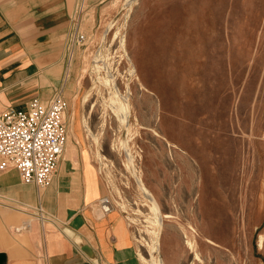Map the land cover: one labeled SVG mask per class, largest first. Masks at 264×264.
<instances>
[{"label": "rangeland", "instance_id": "1", "mask_svg": "<svg viewBox=\"0 0 264 264\" xmlns=\"http://www.w3.org/2000/svg\"><path fill=\"white\" fill-rule=\"evenodd\" d=\"M99 13L65 113L66 140L98 173L99 213L107 199L124 216L142 264L153 243L162 264H264V0H106Z\"/></svg>", "mask_w": 264, "mask_h": 264}, {"label": "crops", "instance_id": "2", "mask_svg": "<svg viewBox=\"0 0 264 264\" xmlns=\"http://www.w3.org/2000/svg\"><path fill=\"white\" fill-rule=\"evenodd\" d=\"M104 2L0 0V113L56 92L69 103L65 41L93 30ZM64 148L44 189L23 183L14 168L0 173V264H142L124 216L99 213L102 187L89 152L72 137ZM38 204L48 218L18 209Z\"/></svg>", "mask_w": 264, "mask_h": 264}, {"label": "built area", "instance_id": "3", "mask_svg": "<svg viewBox=\"0 0 264 264\" xmlns=\"http://www.w3.org/2000/svg\"><path fill=\"white\" fill-rule=\"evenodd\" d=\"M72 20L78 21L76 16H72ZM65 42L64 59L69 75L77 48L85 52L96 44L93 34L78 31L70 34ZM67 109L68 101L56 92L47 102L34 98L26 109L7 108L2 111L0 172L14 168L23 183L46 188L54 177L68 136ZM99 207L102 213L110 211L107 199H103ZM37 210V213L42 212L41 208Z\"/></svg>", "mask_w": 264, "mask_h": 264}, {"label": "bare ground", "instance_id": "4", "mask_svg": "<svg viewBox=\"0 0 264 264\" xmlns=\"http://www.w3.org/2000/svg\"><path fill=\"white\" fill-rule=\"evenodd\" d=\"M133 1H136V0H133ZM131 4H132V2H131ZM130 5V4H129ZM128 7V6H127ZM130 9V8H129ZM123 39H124V37H123ZM97 60V59H96ZM108 81H109V79H108ZM104 83L106 84V78H104ZM93 86H94V84H93ZM92 87V86H91ZM89 90L90 89H87L86 91H85V93L83 94V96H82V102L81 103H83L84 101H86L87 99H88V95H89ZM115 90V89H114ZM112 93H114V92H112ZM120 94V93H119ZM118 94V95H119ZM117 95V93L115 94V95H112V97H111V95H110V97H111V100H112V102H109L110 103V105H111V107L113 108V111L115 110L116 112H120L119 113V118H120V121H122V122H124L125 121V119H127L128 117H127V111L128 110H126V109H128V108H126V106H127V104H126V100H124V98L123 97H120V95L118 96ZM127 96V95H126ZM125 96V97H126ZM110 105H109V107H110ZM71 109H72V106H71ZM70 109V120L72 119V114H73V110H71ZM129 115V114H128ZM139 120V119H138ZM137 120V121H138ZM122 122L120 123L121 125H122ZM83 124H84V122H83ZM137 124V123H136ZM128 125V124H127ZM84 128H87V130H88V133L89 134H91V135H93L92 133H91V130H90V128H89V126L87 125V127H84ZM127 129V128H126ZM125 130V129H124ZM128 130V129H127ZM126 131H124V133H125ZM127 133V132H126ZM124 135V134H123ZM94 136V135H93ZM125 136V135H124ZM95 137V136H94ZM126 137V136H125ZM129 137V136H128ZM127 137V139H129ZM124 139V138H123ZM125 140V139H124ZM128 141V140H127ZM122 142V141H121ZM126 142V141H125ZM124 142V143H125ZM127 145V144H126ZM123 147V146H122ZM128 148V147H127ZM129 149V148H128ZM127 152H129V150L127 151ZM130 153V152H129ZM131 154V153H130ZM69 156V155H68ZM99 156H101V155H99ZM129 156H131V155H129ZM131 158H133V157H131ZM127 160V159H126ZM133 160H134V158H133ZM131 161V160H130ZM127 163V162H126ZM131 163L133 164V162L131 161ZM129 166V165H128ZM127 166V167H128ZM130 167V166H129ZM131 168H132V166H131ZM134 168V167H133ZM135 172V171H134ZM137 172H139V171H137ZM137 175V174H136ZM142 176V175H141ZM140 176V177H141ZM137 178V177H136ZM142 182V181H141ZM140 182V183H141ZM144 182V181H143ZM143 184V183H142ZM141 186V185H140ZM143 189H144V187H142ZM147 188V187H146ZM145 190V189H144ZM149 190V189H148ZM31 192H32V190H31ZM145 193H146V195H147V200H148V202H149V205L151 206V208H152V210L154 211V215H155V218L152 220V222H153V224H155L156 225V227H157V225H159L160 223H162L161 222V218L158 216V214H157V207H156V203H155V200L153 199V197L150 195V192H148V191H144ZM144 196V195H143ZM108 201V200H107ZM157 202V201H156ZM158 203V202H157ZM108 204H109V201H108ZM109 206H110V210H112V208H111V205L109 204ZM158 207H159V203H158ZM160 208V207H159ZM18 209H20L22 212L24 211L25 212V210L24 209H22V208H18ZM27 212V211H26ZM159 213H160V211H159ZM27 214L28 215H30L31 217H32V215H34V214H32L31 212H27ZM153 214V213H152ZM161 214V213H160ZM161 216V215H160ZM164 216H167L166 214L164 215ZM172 216V215H171ZM154 217V216H153ZM162 217V216H161ZM163 224V223H162ZM161 224V225H162ZM29 225V224H28ZM30 226V225H29ZM160 226V225H159ZM192 227V226H191ZM161 228V227H160ZM162 228H163V226H162ZM193 229V228H192ZM182 231V230H181ZM193 231V230H192ZM159 232V231H158ZM183 232V231H182ZM153 233H155V234H157V229L155 230V231H153ZM202 233V232H201ZM154 234V235H155ZM183 234H185V233H183ZM153 235V234H152ZM157 236H159V235H157ZM205 236V235H204ZM155 237V236H154ZM184 237V236H183ZM186 237V236H185ZM153 237H151V239H152ZM159 238V237H158ZM150 239V238H149ZM185 239V238H184ZM159 240V239H158ZM150 241V240H149ZM148 241V242H149ZM152 241V240H151ZM187 241V240H186ZM210 241V240H209ZM190 242V241H189ZM259 242L261 243L262 242V237L260 236L259 237ZM187 243V242H186ZM187 244H189V243H187ZM190 245H192V244H190ZM151 246V245H150ZM156 247H157V245L156 244H154L153 243V245L151 246V248H150V251H151V254H152V257H151V263L152 264H162V260H161V258H159V257H155L154 255H153V251L156 249ZM159 247H161V246H159ZM190 248V247H189ZM164 250V249H163ZM192 250H193V248H192ZM156 252V251H155ZM159 252V251H158ZM142 258H144V257H142Z\"/></svg>", "mask_w": 264, "mask_h": 264}]
</instances>
